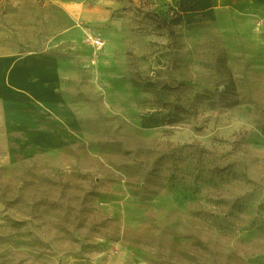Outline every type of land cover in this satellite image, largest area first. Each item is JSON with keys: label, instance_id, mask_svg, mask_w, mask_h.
Masks as SVG:
<instances>
[{"label": "rangeland", "instance_id": "1", "mask_svg": "<svg viewBox=\"0 0 264 264\" xmlns=\"http://www.w3.org/2000/svg\"><path fill=\"white\" fill-rule=\"evenodd\" d=\"M23 24V51L60 62L73 125L56 145L0 128V264L264 253V8L0 0V28Z\"/></svg>", "mask_w": 264, "mask_h": 264}, {"label": "crops", "instance_id": "2", "mask_svg": "<svg viewBox=\"0 0 264 264\" xmlns=\"http://www.w3.org/2000/svg\"><path fill=\"white\" fill-rule=\"evenodd\" d=\"M214 7L254 10L264 0H210ZM9 34L0 28V128L19 131L26 142L56 145L71 136L73 123L59 99L61 66L58 59L43 52L23 51L21 32ZM17 31V30H16ZM264 264V253L251 260Z\"/></svg>", "mask_w": 264, "mask_h": 264}, {"label": "built area", "instance_id": "3", "mask_svg": "<svg viewBox=\"0 0 264 264\" xmlns=\"http://www.w3.org/2000/svg\"><path fill=\"white\" fill-rule=\"evenodd\" d=\"M88 40L90 44L97 50L103 48L105 45V42L100 37H94L92 34L88 35Z\"/></svg>", "mask_w": 264, "mask_h": 264}]
</instances>
